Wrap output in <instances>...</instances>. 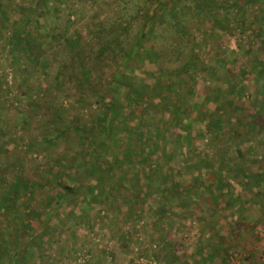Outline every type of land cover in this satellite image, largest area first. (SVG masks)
<instances>
[{
	"label": "trees",
	"instance_id": "trees-1",
	"mask_svg": "<svg viewBox=\"0 0 264 264\" xmlns=\"http://www.w3.org/2000/svg\"><path fill=\"white\" fill-rule=\"evenodd\" d=\"M201 27L205 35L194 36ZM218 31H234L246 44L235 53L236 60H215L211 70L219 68L225 77L220 81L210 74L209 83L204 79L209 87L207 106L191 112L190 97L201 85L196 74L208 68L198 48ZM0 34L6 37L5 42L0 39V64L5 60L0 72L12 71L20 88L17 122L7 129L0 123V213L13 215L21 195L28 198L39 188L45 190L47 207L41 213L47 215L44 221L40 218V235L31 236L40 245L48 243L56 226L52 216L65 215L68 200L80 194L84 195L81 211L68 214V220L77 226L89 222L85 203L89 204L91 192H111L116 184L107 182L114 166L120 167L125 180L134 174L144 186L143 192L136 191L137 199L156 208L165 197L174 207L196 212L200 200H212L211 189L220 181L227 187L219 189L220 200L237 209L238 215L251 201L262 200L264 156L255 153L247 159L243 142L253 139L259 129L264 134V0H0ZM247 73L260 82L253 91L247 87ZM1 76L0 95L8 96L12 85L7 75ZM35 119L37 132L27 139L20 136L18 122L26 127ZM191 123L199 125L198 135L188 128ZM14 132L22 140L19 151ZM201 136L207 137L208 148H225L219 153L218 168L211 172L212 160L200 155L188 180L182 175L168 178L172 171L179 173L169 170V151L190 139L191 146H200ZM69 140L85 150L67 147L59 154L47 153L44 163L23 170V154L35 161L34 151ZM174 158L172 164L180 165L181 157ZM149 159L159 163L155 171L163 172L165 188L150 189L144 179V162ZM130 164L133 173L127 171ZM80 174L86 179L98 177L87 190L78 180ZM231 175L242 182L233 184ZM35 208L29 205L25 216L30 220L20 229L39 220L41 213ZM169 210L160 208L162 213ZM207 214L205 220L215 217L213 212ZM12 242L5 245L17 252ZM14 263L12 255L6 264Z\"/></svg>",
	"mask_w": 264,
	"mask_h": 264
},
{
	"label": "rangeland",
	"instance_id": "rangeland-1",
	"mask_svg": "<svg viewBox=\"0 0 264 264\" xmlns=\"http://www.w3.org/2000/svg\"><path fill=\"white\" fill-rule=\"evenodd\" d=\"M203 30L202 27L198 28L197 31L193 32L194 36H204ZM0 39L4 42L6 41L4 35H1ZM245 44L246 42L243 36H240V34L234 31L227 34L218 31L208 37V43L205 47L198 48L205 57L208 68L200 69L196 74L197 79L201 80V85L199 87L197 85V94L190 97L188 108L191 112L196 111L198 113L202 110V106H207L208 101L206 100L205 93L209 87H207V84H204V79L206 78L209 83V79L211 78L208 77H210V74L213 75L214 79L220 81L225 77V73L223 71L220 72L219 68H216L217 70H211V66L214 65L215 60L228 58L231 62V60L235 59V53ZM1 45L2 42L0 41V54H3ZM6 54L1 57L5 59ZM204 57L200 55V59ZM4 62L5 60H2V63ZM0 75H2V78L4 76L6 78L7 75L6 79L12 85V92L8 96L0 95V123L7 129L14 121L17 122L15 105L19 101L17 100L19 97L17 91L20 88L19 86H15V74L12 71H1ZM245 75L248 76L246 79L247 87L253 91L260 82L254 81L252 73ZM239 76L243 75L240 73ZM4 99L7 100L4 101ZM208 106L214 107L212 103H209ZM247 106H249V103ZM262 116L264 117V112ZM36 121V119L33 120L26 127H23V123L19 121L18 131H20V136H23L25 139L33 136L39 129ZM198 126L191 123L188 127L193 131V135L199 134ZM236 129L232 128L231 130ZM260 131L261 129L253 134V139H245L246 142H243V146L246 148L245 154L247 159L255 153L264 156V134ZM13 137L17 144L15 145V149L19 151V149H22V140H17L19 139L18 132H14ZM201 137L198 140L200 146L195 148L191 146L193 141L190 139L186 144L184 141H181L169 153L167 151L168 155H171L169 156V170L170 168L172 170H179L178 174L173 171L170 172L168 178L182 175L188 180L187 175L191 174L192 171H196L194 161L200 155L205 160H212L209 163L211 172L218 168L220 165L219 159H221V154L225 151V148L210 149L207 146L209 144L207 137ZM259 140L262 141V144L259 143ZM67 147H70V149L73 148V151L75 149L80 151L85 150V148L73 144L69 140L65 144L63 142L61 145L51 144L48 150L43 151L41 148L40 153L34 151L32 156L38 159L35 161L20 153L24 163L23 170L27 172L33 165L39 166L40 163H44L46 160H43L42 157L47 153L55 155L57 152L59 154ZM13 148L11 149L13 150ZM181 149L183 150L182 152ZM173 157H175V161H177L176 158L181 157L179 160L180 165L177 162L174 165L172 164ZM152 162L153 159L144 162L147 170L146 174L142 171L144 173V179L149 182L150 189L165 188L164 184H161V181H164L163 172L155 171L157 167L159 168V163L152 164ZM151 167L154 169L152 171L154 174L150 176ZM257 169V166H253V171H257ZM112 170L109 172L112 176L108 178L107 184L116 185L111 188V192L106 191L103 194H93L91 192L89 204L85 203V206H88L87 209H89V222L82 223L79 226L69 222L68 214L80 213L79 203L83 200L84 195L80 194L74 200L69 199V202L64 207L66 211L64 212L65 215L58 216L54 214L52 216V223L56 226H52L53 233L49 234L47 236L48 238L46 237L47 239L50 238L47 244L45 242L40 245V242L35 239L38 237L41 228L40 218L44 221L47 215L45 212L41 213L47 207L46 191L39 188L35 192V196H29L28 198L21 195L18 202L20 206L13 215H3L0 213V260H2V263H8L10 256L13 255L15 260L14 264H158V257H160L159 253L161 251V247L159 246L163 244L164 237H167L169 241L179 243V245H185L188 247L187 249H194L195 245H200V243L197 244V241L202 240V238L205 239L209 230L214 231L217 237L216 240H212V243H218V241L224 242L227 234L228 236H230L229 234H233L235 238H238V240H234L233 242L228 241V245L222 244V247L227 245L224 247V256L226 259L224 264H229L233 259H238V264H245V262L248 264H257L259 261L264 262V192L261 194L262 200L260 202L256 203L251 201L250 206L244 210L242 209L241 215H238L239 212L237 209H234L232 206H227V204L220 200L218 191L222 189L224 183L220 181V183H217L211 189V192H213V196H211L212 200L209 202L200 200L199 205L196 208L194 207L196 212L193 211L190 213V208L179 205L174 207L172 203H169L171 200L169 199L167 201L165 197L159 199V203L162 206L159 205L160 207L158 206L157 208L148 201H139L136 197V191L143 192L144 187L140 180L138 178L136 179L134 174H129L128 179L125 180V176L118 166H114ZM127 171L133 173L134 165L130 164L127 167ZM70 172L75 176V169L71 168ZM97 177L94 176V178H89V180L84 178L83 174H80L78 175V180L83 184L82 189L88 190L87 186L91 185L90 181L92 179L96 181ZM230 177L233 179V184L235 185L242 182L238 175H231ZM122 183L126 185L123 186L124 184ZM223 188L224 190L227 189L224 186ZM230 194H234V191ZM131 199H134L136 204L132 203L133 201ZM29 205L37 207L35 210L41 213L38 215L39 220L34 223L30 222V224L27 222L29 227L20 229V226L24 227L26 219L28 221L30 220L29 215L25 216L27 215ZM164 206H168L170 209L166 213L160 212V208ZM215 206L220 210H212ZM210 212H213L215 217L207 216L205 220L204 215H209ZM226 226L230 228L228 231ZM200 231H202V234H200ZM31 236H35V238H31ZM9 240H13L12 245L18 246L17 252H11L9 250L10 247L5 245L6 241ZM210 249L212 250V248Z\"/></svg>",
	"mask_w": 264,
	"mask_h": 264
},
{
	"label": "crops",
	"instance_id": "crops-1",
	"mask_svg": "<svg viewBox=\"0 0 264 264\" xmlns=\"http://www.w3.org/2000/svg\"><path fill=\"white\" fill-rule=\"evenodd\" d=\"M226 229L228 231L230 228L226 226ZM200 234H202V231H200ZM229 235L230 236L227 234L225 236L224 242L218 241V243H212V240H216L217 237L214 231L209 230L206 234V238L197 241V244L200 243V245H195L194 249H187L188 247L185 245H179V243L171 240L169 241L167 237H164L163 244L159 246L161 247V251L159 253L160 257H158V264H224L226 261L224 247L228 245V241L233 242L234 240H238L233 234ZM222 244L227 245L222 247ZM210 248H212V250ZM163 253L164 255H162ZM263 263L262 261L257 262V264ZM245 264L248 263L245 262Z\"/></svg>",
	"mask_w": 264,
	"mask_h": 264
},
{
	"label": "built area",
	"instance_id": "built-area-1",
	"mask_svg": "<svg viewBox=\"0 0 264 264\" xmlns=\"http://www.w3.org/2000/svg\"><path fill=\"white\" fill-rule=\"evenodd\" d=\"M229 264H238V259L237 260L236 259H233L232 262H230Z\"/></svg>",
	"mask_w": 264,
	"mask_h": 264
}]
</instances>
